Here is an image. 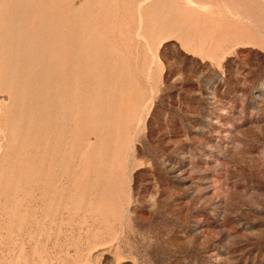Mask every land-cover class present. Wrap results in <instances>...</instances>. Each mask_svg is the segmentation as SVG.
Instances as JSON below:
<instances>
[{
    "label": "rangeland",
    "instance_id": "374dc122",
    "mask_svg": "<svg viewBox=\"0 0 264 264\" xmlns=\"http://www.w3.org/2000/svg\"><path fill=\"white\" fill-rule=\"evenodd\" d=\"M194 1L0 0V264H264V0Z\"/></svg>",
    "mask_w": 264,
    "mask_h": 264
},
{
    "label": "crops",
    "instance_id": "0c3cea01",
    "mask_svg": "<svg viewBox=\"0 0 264 264\" xmlns=\"http://www.w3.org/2000/svg\"><path fill=\"white\" fill-rule=\"evenodd\" d=\"M210 4L201 5L194 0H151L146 12H215Z\"/></svg>",
    "mask_w": 264,
    "mask_h": 264
}]
</instances>
